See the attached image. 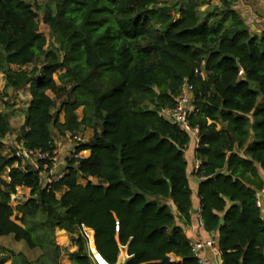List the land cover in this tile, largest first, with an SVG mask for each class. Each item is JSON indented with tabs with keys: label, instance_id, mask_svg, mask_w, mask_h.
Instances as JSON below:
<instances>
[{
	"label": "trees",
	"instance_id": "16d2710c",
	"mask_svg": "<svg viewBox=\"0 0 264 264\" xmlns=\"http://www.w3.org/2000/svg\"><path fill=\"white\" fill-rule=\"evenodd\" d=\"M30 1L36 0H0V73L6 79L0 98L1 91L24 86L32 95L19 141L49 150L55 148L53 127L61 135L85 129L93 135L76 149L90 155L71 158L64 177L44 187L39 170L23 171L4 154L2 140L12 126L2 109L9 101L0 100V237L13 235L42 251L34 262L14 252L11 264H61V230L78 235L71 263L93 264L85 227L94 230L97 250L112 264L121 256L126 264H202L178 224L192 223L191 134L159 116L175 105L186 78L199 109L191 125L199 128L195 175L205 230L217 235L223 264H264L258 205L264 31L250 30L233 7L238 0H221L215 12L201 9L208 0H182L180 7L159 0ZM38 11L50 38L41 32ZM36 61L37 76L12 67ZM202 66L205 79L196 73ZM49 91L65 98L64 122ZM80 176L88 182L80 183ZM17 187L29 188L31 197L12 206ZM4 250L0 246V264L11 259Z\"/></svg>",
	"mask_w": 264,
	"mask_h": 264
},
{
	"label": "rangeland",
	"instance_id": "374dc122",
	"mask_svg": "<svg viewBox=\"0 0 264 264\" xmlns=\"http://www.w3.org/2000/svg\"><path fill=\"white\" fill-rule=\"evenodd\" d=\"M50 0H36V1H30L33 4L38 3L40 5H44L46 2ZM160 4L163 6H172L173 4H178V7L182 4V0H159ZM233 7L238 10V12L242 13L244 12L245 19L248 23V25L252 26L249 27L252 32L256 31V34H261L264 31V0H238L234 3ZM214 8H223V4L221 0H208L204 5L201 7L204 11H212L215 12L216 10ZM242 11V12H241ZM244 19V20H245ZM38 20L40 21V29L43 34H45L48 38H50V30L49 27L43 22V12L38 11ZM204 65V63H203ZM16 70H27L29 73L34 74V76H37L40 74V62L36 61L33 64H29L23 68H19L18 66H12ZM202 72L206 75L205 69L202 66L201 67ZM54 78L59 82L58 80V73L54 75ZM6 82L5 74L0 73V88L3 89L4 84ZM10 91V92H9ZM8 91V94L4 93V91H1V96L3 98V101L8 100V105L2 106L3 112L10 117V123L12 126V132L10 136L8 135L5 139H7L10 142V146H13L14 144H20L19 141L20 137V131L24 128L25 122H26V110L28 106L30 105V102L32 100L31 95V89L30 87L24 86L20 90L11 89ZM53 98L57 100V107L54 109V112L59 115V120H65V109L63 107V101L64 97L58 98L57 94L49 91L48 92ZM0 98V100H2ZM263 97H259V104L263 102ZM77 114L79 118L82 116V108H79L77 111ZM220 126V125H219ZM55 129L54 127L52 130ZM56 133L57 131L53 130V133ZM69 134V133H68ZM83 139L89 140L93 135L92 129H85L80 134ZM57 140L61 141L63 139L66 143L71 140L69 137L68 139L66 137H60L58 134H54ZM20 143H19V142ZM191 144H195V136L191 134ZM71 146L74 144V142H70ZM72 148V147H71ZM11 150V151H12ZM4 179L8 180V173L3 172L1 175ZM81 183H87V179H80L78 178ZM90 180V179H89ZM24 195L28 197L30 195V191H24L22 190ZM262 211H263V217H264V193L262 194ZM11 205L15 206V202L11 201ZM13 219H15V216H13ZM19 222V221H18ZM59 238L58 242L59 244L64 248L62 250V257H61V264H72L70 260V254L73 252H76L78 248L75 246V238L78 235H69L68 233L61 231H58ZM89 234V235H88ZM87 236H89L90 239L85 241V247L86 250L89 248L95 249V241L93 240V236L91 233H88ZM0 246L4 247L5 250L2 252L3 256H10L11 259L7 262V264H11V262L14 260V256H12V253H23L29 260H32V262L36 261L39 256L41 255L42 251L40 248L30 249L28 245L24 241H17L15 240L13 235L0 237ZM13 259V260H12ZM16 264H19L16 262ZM94 264V263H93Z\"/></svg>",
	"mask_w": 264,
	"mask_h": 264
},
{
	"label": "built area",
	"instance_id": "2783aa9c",
	"mask_svg": "<svg viewBox=\"0 0 264 264\" xmlns=\"http://www.w3.org/2000/svg\"><path fill=\"white\" fill-rule=\"evenodd\" d=\"M196 73L201 75L203 79L206 75L202 70L196 69ZM199 109L196 105V99L194 95V86L188 82L186 78L182 86L180 94L175 98V105L173 107L163 108L159 111V116L177 124L181 130L186 131L195 136L197 145L200 142L199 128L191 125V120L196 117ZM68 137L74 142V146L71 148L68 155L63 158L61 156L60 149L55 144V148L49 150L32 149L26 147L22 142L20 144H14L13 150L10 146V142L7 139L2 140L3 152L7 156H14L16 158L15 167L27 171V170H39L42 176V184L44 187L50 186L54 182L61 180L65 175V169L62 166L68 165V162L73 157H82L81 153H77L76 149L78 144L84 142L81 135L72 136L68 134ZM12 150V151H11ZM8 173V172H7ZM264 189L258 193V205L262 207V194ZM31 197V192L28 197L22 192V187H17L16 192L12 196L15 206L25 202ZM199 227L205 229L201 216V208L199 210ZM116 228L119 230V223H116ZM211 249L215 256L221 257V251L217 245V240L210 236L208 239H200L192 242V249L194 254L200 259L202 264H206L203 252L206 249ZM90 258L94 264H112L97 250V248H91Z\"/></svg>",
	"mask_w": 264,
	"mask_h": 264
},
{
	"label": "crops",
	"instance_id": "0c3cea01",
	"mask_svg": "<svg viewBox=\"0 0 264 264\" xmlns=\"http://www.w3.org/2000/svg\"><path fill=\"white\" fill-rule=\"evenodd\" d=\"M240 1V0H239ZM242 12V11H241ZM242 17L245 19V15H244V12L241 13ZM246 21V19H245ZM247 22V21H246ZM248 24V23H247ZM249 27L252 28V26L248 25ZM253 29V28H252ZM251 30V29H250ZM252 31V30H251ZM256 31H254V34ZM6 84V82H5ZM4 84V85H5ZM28 87V86H27ZM13 88H10L9 90H11ZM21 89V88H20ZM20 89H15V90H20ZM8 90V91H9ZM10 92V91H9ZM79 117V116H78ZM82 118V116H81ZM79 118V119H81ZM60 122H64V120H60ZM55 131H57L56 133H52V136H53V139H54V142L55 144L58 146V148L60 149V152H61V156L63 158H65L68 153L70 152L71 150V147L74 146V144H72L71 146V143H73L72 140H69L68 139V134L67 135H61L57 129H53ZM11 134V133H10ZM9 134V136H10ZM54 134H58L60 137H66L69 142L66 143L63 139H61V141L57 140L56 137L54 136ZM20 136H22V130L20 131ZM84 141H88V140H85ZM19 142V141H18ZM197 142L195 140V144H191L189 149L186 151V158L189 162V166H190V182H191V187L193 189V194H192V201H193V207H192V210H191V216H192V223L188 226H185L183 222H181L180 220H178V224L182 225L185 227L186 231H187V234L189 236V238L192 240V242L194 241H197V240H200V239H208L210 236H213L216 240H217V235L215 233H210L208 231H206L205 229L199 227V217H198V214H199V210L201 208L200 206V201H199V197H198V184L200 183V179L195 175V172L197 171V169L199 168L200 164H201V161L198 160L196 158V155H195V148H197ZM90 155V150H84L81 152V156L82 157H88ZM67 168V165H64L62 166V169H65L66 170ZM80 179H84L83 177H79ZM90 181H93V182H97V179L95 178H90ZM80 182V181H79ZM81 183V182H80ZM84 184V183H83ZM22 190L24 191H30L31 190L29 188H26V187H22ZM63 232L65 233H68L67 231L65 230H62ZM92 231L93 233V240L95 241V232L94 230L90 229V228H87L85 227L84 228V233L87 235L88 233H90ZM69 235H71L70 233H68ZM89 235V234H88ZM88 239L89 236H87ZM76 246V245H75ZM96 247V245H95ZM76 248H78L76 246ZM78 250V249H77ZM76 250V251H77ZM87 254L89 255L90 257V254H91V249L89 248V250L87 249ZM173 259L175 260H180L181 258L172 254L171 256ZM203 257H205V260H206V264H223V261H222V257H219V256H215L212 252L211 249H206L204 252H203ZM123 259V256H121V260ZM92 260V259H91ZM93 262V261H92Z\"/></svg>",
	"mask_w": 264,
	"mask_h": 264
},
{
	"label": "water",
	"instance_id": "95a60500",
	"mask_svg": "<svg viewBox=\"0 0 264 264\" xmlns=\"http://www.w3.org/2000/svg\"><path fill=\"white\" fill-rule=\"evenodd\" d=\"M118 264H126V260L122 259L118 262Z\"/></svg>",
	"mask_w": 264,
	"mask_h": 264
}]
</instances>
